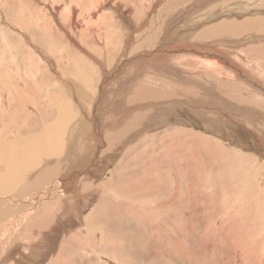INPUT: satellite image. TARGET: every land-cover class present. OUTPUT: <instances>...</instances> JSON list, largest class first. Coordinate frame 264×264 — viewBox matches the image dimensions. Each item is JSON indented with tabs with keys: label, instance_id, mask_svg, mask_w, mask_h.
I'll return each mask as SVG.
<instances>
[{
	"label": "rangeland",
	"instance_id": "1",
	"mask_svg": "<svg viewBox=\"0 0 264 264\" xmlns=\"http://www.w3.org/2000/svg\"><path fill=\"white\" fill-rule=\"evenodd\" d=\"M0 198V264H264V0H0Z\"/></svg>",
	"mask_w": 264,
	"mask_h": 264
},
{
	"label": "bare ground",
	"instance_id": "2",
	"mask_svg": "<svg viewBox=\"0 0 264 264\" xmlns=\"http://www.w3.org/2000/svg\"><path fill=\"white\" fill-rule=\"evenodd\" d=\"M190 37V36H189ZM214 75V74H213ZM125 107V106H124ZM185 137V136H184ZM135 162V161H134ZM145 162V161H144ZM41 179H42V177H40ZM39 181V180H38ZM37 181V182H38ZM42 181V180H41ZM45 182H47V181H45ZM41 184V183H40ZM32 185H38V183H34V184H32ZM43 185H44V183H43ZM24 186V189H23V191L19 188V189H17V193H19V192H21V193H23V196H25V193H27L28 191H30L32 188H34L35 186H31V185H23ZM47 186H48V184H47ZM30 187V188H29ZM38 189V188H37ZM34 191V190H33ZM25 192V193H24ZM2 196V195H1ZM20 196V195H19ZM21 196H22V194H21ZM20 196V197H21ZM11 198V197H10ZM22 199V198H21ZM9 215H12V211H11V206L10 205H8L7 204V202L6 201H4V200H2L1 198H0V221H2V220H4V219H9ZM9 222V221H8ZM17 222V221H16ZM6 223V222H5ZM5 223H3L4 224V227H9L7 224L5 225ZM18 223V222H17ZM17 223H16V225H17ZM10 226H12V225H10ZM5 228V229H6ZM11 229V228H10ZM10 229H8L7 231H10ZM13 229V228H12ZM0 231H1V229H0ZM3 231V230H2ZM6 231V230H5ZM9 233V232H8ZM13 234H15V233H13ZM12 236V235H11ZM12 237H14V236H12ZM2 243H0V245H1ZM2 248V247H1ZM1 248H0V250H1Z\"/></svg>",
	"mask_w": 264,
	"mask_h": 264
}]
</instances>
